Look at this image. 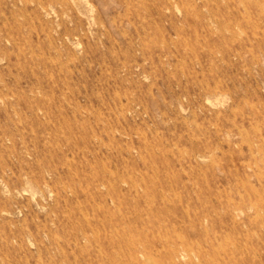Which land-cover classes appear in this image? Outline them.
<instances>
[{
    "label": "rangeland",
    "instance_id": "374dc122",
    "mask_svg": "<svg viewBox=\"0 0 264 264\" xmlns=\"http://www.w3.org/2000/svg\"><path fill=\"white\" fill-rule=\"evenodd\" d=\"M0 264H264V0H0Z\"/></svg>",
    "mask_w": 264,
    "mask_h": 264
},
{
    "label": "bare ground",
    "instance_id": "6f19581e",
    "mask_svg": "<svg viewBox=\"0 0 264 264\" xmlns=\"http://www.w3.org/2000/svg\"><path fill=\"white\" fill-rule=\"evenodd\" d=\"M255 115V114H254ZM236 118V117H235ZM91 167V166H90Z\"/></svg>",
    "mask_w": 264,
    "mask_h": 264
}]
</instances>
